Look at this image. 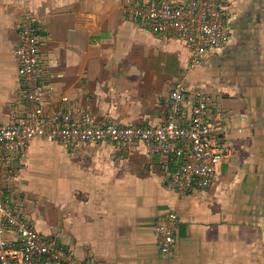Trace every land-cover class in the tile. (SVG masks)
I'll return each instance as SVG.
<instances>
[{
  "label": "crops",
  "instance_id": "1",
  "mask_svg": "<svg viewBox=\"0 0 264 264\" xmlns=\"http://www.w3.org/2000/svg\"><path fill=\"white\" fill-rule=\"evenodd\" d=\"M162 1L0 0V125L30 108L10 56L29 20L41 116L90 111L95 123L156 125L181 82L186 125L204 86L206 120L228 149L210 184L180 192L172 175L181 161L140 140L35 137L0 164L3 197L32 229L91 264H264V0H218L229 40L194 68L183 39L127 11ZM170 211L174 244L162 254L153 227ZM7 236L19 250L16 233Z\"/></svg>",
  "mask_w": 264,
  "mask_h": 264
},
{
  "label": "built area",
  "instance_id": "2",
  "mask_svg": "<svg viewBox=\"0 0 264 264\" xmlns=\"http://www.w3.org/2000/svg\"><path fill=\"white\" fill-rule=\"evenodd\" d=\"M225 7L218 0H163L159 4L128 6L133 17L142 18L164 35L179 37L191 50L190 67H197L206 53L229 40ZM10 56L18 62L30 108L26 116L12 124L0 125V164L9 152L20 151L35 137L70 142H113L140 140L147 152L163 153L169 160L181 163L172 175L180 192L194 185L207 187L215 166L227 156L206 120L205 87L194 91L189 123L181 124L179 115L184 105V88L176 83L170 91L169 118L147 127L95 123L90 111L53 110L41 116L33 104L40 99L37 76L38 46L35 29L28 20L21 28L18 45L10 48ZM177 215L170 211L158 216L153 233L159 250L167 254L174 244ZM16 233L21 248L13 247L7 235ZM0 264H91L55 245L12 209L0 189Z\"/></svg>",
  "mask_w": 264,
  "mask_h": 264
},
{
  "label": "flooded vegetation",
  "instance_id": "3",
  "mask_svg": "<svg viewBox=\"0 0 264 264\" xmlns=\"http://www.w3.org/2000/svg\"><path fill=\"white\" fill-rule=\"evenodd\" d=\"M227 18V17H226Z\"/></svg>",
  "mask_w": 264,
  "mask_h": 264
}]
</instances>
